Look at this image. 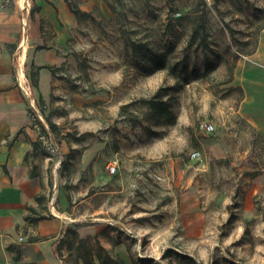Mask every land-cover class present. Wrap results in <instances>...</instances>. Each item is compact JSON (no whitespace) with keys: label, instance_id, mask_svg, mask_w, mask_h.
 Instances as JSON below:
<instances>
[{"label":"rangeland","instance_id":"374dc122","mask_svg":"<svg viewBox=\"0 0 264 264\" xmlns=\"http://www.w3.org/2000/svg\"><path fill=\"white\" fill-rule=\"evenodd\" d=\"M86 13L28 110L37 213L64 218V264H264V138L238 110L243 64L264 60V0H99ZM156 96L173 124L140 102Z\"/></svg>","mask_w":264,"mask_h":264},{"label":"crops","instance_id":"0c3cea01","mask_svg":"<svg viewBox=\"0 0 264 264\" xmlns=\"http://www.w3.org/2000/svg\"><path fill=\"white\" fill-rule=\"evenodd\" d=\"M77 1L84 12L99 3ZM79 23L65 0H0V264H64V218L53 213L34 223L25 218L28 207L37 211L42 191L41 174L35 173L41 158L33 148L27 153L36 137L28 110H36L33 91L44 89L42 70L59 62L57 47ZM252 57L238 78L244 95L238 110L264 138V60ZM29 66H44L37 88Z\"/></svg>","mask_w":264,"mask_h":264},{"label":"trees","instance_id":"16d2710c","mask_svg":"<svg viewBox=\"0 0 264 264\" xmlns=\"http://www.w3.org/2000/svg\"><path fill=\"white\" fill-rule=\"evenodd\" d=\"M65 2L70 12L74 14V16L76 17L78 21H81L82 19L89 17L88 13L79 10L77 0H65ZM202 27H203V23L201 22L198 25L194 26L193 32L191 35L192 39L194 40L197 39L196 37L198 35V32L200 29L202 30ZM153 64H156L157 67L160 69L164 67V63L156 55L153 57ZM36 78H37V74H35V80L32 81V86H34L35 88H37ZM140 102L146 106L147 112H149L151 120H153L154 123L156 124L162 123L165 125H171L175 122L176 117L174 113L169 110L168 104L165 100L156 96V97H152L151 99H141ZM46 123L48 126V130L54 131L55 125H53L48 118L46 119ZM31 145L33 146V150L36 149L37 145L35 143H32ZM40 201H41V197L40 196L36 197V202L38 203V206H39ZM27 210L29 214H27V216L25 217L26 221L34 223L39 220H42L43 216L42 217L38 216V213L34 208L28 207ZM32 214H34V216H30ZM181 258H183L188 264H197L194 258H191V257L189 258V257H184V256H181ZM15 259L18 260V254H16ZM107 259L98 258L97 259V261L99 262L98 264H123V262L117 258L116 260H111V261ZM83 261H84V264H96L95 261H92L91 259H89L87 255L84 257ZM228 263L229 264H239V263L232 262V261H229Z\"/></svg>","mask_w":264,"mask_h":264},{"label":"built area","instance_id":"2783aa9c","mask_svg":"<svg viewBox=\"0 0 264 264\" xmlns=\"http://www.w3.org/2000/svg\"><path fill=\"white\" fill-rule=\"evenodd\" d=\"M212 129H213V127L211 125H208L207 130H210L211 131ZM191 155L197 156V153H193ZM110 171L113 172L114 171V168H111ZM19 241H21V239H19Z\"/></svg>","mask_w":264,"mask_h":264}]
</instances>
